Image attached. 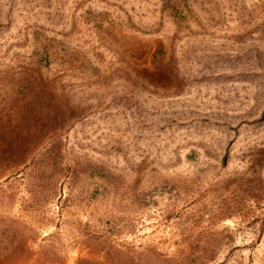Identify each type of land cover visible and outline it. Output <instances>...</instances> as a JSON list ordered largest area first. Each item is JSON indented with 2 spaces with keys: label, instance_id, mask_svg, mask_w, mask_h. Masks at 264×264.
<instances>
[{
  "label": "rangeland",
  "instance_id": "obj_1",
  "mask_svg": "<svg viewBox=\"0 0 264 264\" xmlns=\"http://www.w3.org/2000/svg\"><path fill=\"white\" fill-rule=\"evenodd\" d=\"M116 263L264 264V0H0V264Z\"/></svg>",
  "mask_w": 264,
  "mask_h": 264
},
{
  "label": "trees",
  "instance_id": "obj_2",
  "mask_svg": "<svg viewBox=\"0 0 264 264\" xmlns=\"http://www.w3.org/2000/svg\"><path fill=\"white\" fill-rule=\"evenodd\" d=\"M167 2L169 0H166ZM48 43H42V45H40V54H39V63L41 65V67H48L51 60L49 59V47H48ZM157 56H161L162 55V50L161 48H159L157 51ZM156 57V56H155ZM29 84H31L29 82ZM157 86V85H156ZM49 88H40L36 91V93L34 94L33 96V99H35L36 101L33 102V103H28L26 104L25 106L28 107V108H31L33 109V111L37 114V116H32L30 118L33 119L32 122H34V124H31L33 125L32 126V129H33V139H30L28 141V144L31 145V148H36V147H41V143L46 139V127H47V122H51L53 121L54 123H64L65 122V125L67 126H70L74 123V121L78 118V116L74 117L73 116V111H71V113L67 110V109H64V108H60V106L55 103V107H56V110L54 109L53 111H50V112H46L47 115L50 116V118H45L43 116H41V114H43V110H48V109H51V106H50V101H48L49 97H46L44 98L45 96H49L48 92H49ZM26 89H28V84L27 85H24V84H20L17 86V88H15V91L17 90V93H22L24 92ZM52 96H50L51 98ZM41 100H44L45 103ZM53 107V106H52ZM30 112V111H29ZM82 116H79V118H81ZM31 122V123H32ZM11 126V124H10ZM15 127H18L15 126ZM10 131H14V128L11 126ZM17 130V129H16ZM35 136H38L37 138ZM41 140V141H40ZM91 173H96V176H104L101 172H99L98 168H90ZM93 174H90V176H92ZM106 182H109L110 184H112L113 182V179L112 180H109V181H106ZM119 262V261H118ZM116 264H119V263H116Z\"/></svg>",
  "mask_w": 264,
  "mask_h": 264
}]
</instances>
